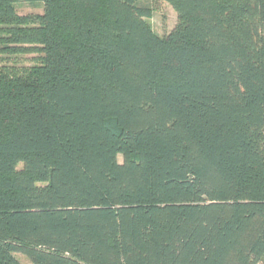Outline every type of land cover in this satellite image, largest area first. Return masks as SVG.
<instances>
[{"label": "trees", "instance_id": "obj_1", "mask_svg": "<svg viewBox=\"0 0 264 264\" xmlns=\"http://www.w3.org/2000/svg\"><path fill=\"white\" fill-rule=\"evenodd\" d=\"M169 1L0 0V264L264 262V0Z\"/></svg>", "mask_w": 264, "mask_h": 264}, {"label": "rangeland", "instance_id": "obj_2", "mask_svg": "<svg viewBox=\"0 0 264 264\" xmlns=\"http://www.w3.org/2000/svg\"><path fill=\"white\" fill-rule=\"evenodd\" d=\"M144 4H149L152 7V16L150 21L154 29L161 35L167 34L178 23V11L169 0H141ZM19 14H39L44 12V4L42 2L20 1L17 4ZM0 34H5L0 32ZM0 39V47L3 45ZM39 54L35 52H12L6 53L0 50V64L7 63L9 65H30L36 62ZM122 160V157H119ZM17 256L22 264H34L28 257L18 253ZM258 264H264L259 262Z\"/></svg>", "mask_w": 264, "mask_h": 264}]
</instances>
